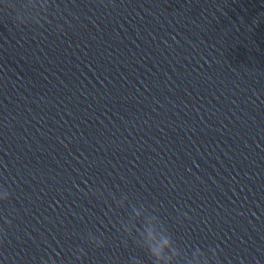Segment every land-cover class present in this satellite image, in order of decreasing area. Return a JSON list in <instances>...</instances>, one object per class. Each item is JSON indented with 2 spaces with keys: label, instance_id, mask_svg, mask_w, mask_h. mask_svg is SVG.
Here are the masks:
<instances>
[{
  "label": "clouds",
  "instance_id": "obj_1",
  "mask_svg": "<svg viewBox=\"0 0 264 264\" xmlns=\"http://www.w3.org/2000/svg\"><path fill=\"white\" fill-rule=\"evenodd\" d=\"M13 21L14 23H17L15 20ZM171 243H172V240L170 237H164L162 243H160L159 245H155V244L147 245L145 251L148 254V256L152 258L153 264H156V261L161 260L163 258L165 247L169 246ZM95 245L98 247L103 246V240L99 238H95ZM141 247L143 248L144 246L141 245ZM81 251H83V249H81ZM48 260L56 261L54 257L49 256L48 259L44 260L43 264H45V262ZM136 261H140V260L137 259ZM141 264H142V261H141Z\"/></svg>",
  "mask_w": 264,
  "mask_h": 264
}]
</instances>
